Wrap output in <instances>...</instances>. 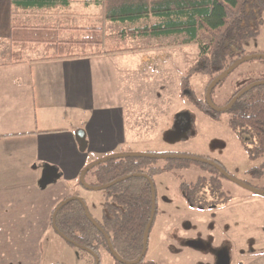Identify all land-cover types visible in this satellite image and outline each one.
<instances>
[{"label": "crops", "instance_id": "obj_1", "mask_svg": "<svg viewBox=\"0 0 264 264\" xmlns=\"http://www.w3.org/2000/svg\"><path fill=\"white\" fill-rule=\"evenodd\" d=\"M72 1L67 8L25 11L13 0H0V46L13 50V13L24 23L77 27L83 35L97 18L104 19L107 0ZM70 34L67 29L63 36ZM182 48L58 62L25 57L15 62L10 49L0 48V264H45L43 247L52 240L55 209L73 196L89 208L91 190L80 182L88 166L187 144L175 121L181 78L167 70L176 62L167 53ZM170 129L176 133L168 136ZM105 202L106 193L98 202L102 216L98 210L94 219H103Z\"/></svg>", "mask_w": 264, "mask_h": 264}, {"label": "trees", "instance_id": "obj_2", "mask_svg": "<svg viewBox=\"0 0 264 264\" xmlns=\"http://www.w3.org/2000/svg\"><path fill=\"white\" fill-rule=\"evenodd\" d=\"M72 3V0H13L16 9L25 11L34 8H67ZM102 17L107 22L123 24L138 23L150 18L158 20L153 25L123 31V39L180 36L184 37L181 44L168 47L197 46L200 49L199 60L181 80L182 96L216 122H221L222 116L227 114V123L247 151L249 159L257 161L264 157V85L250 90L225 113L213 111L206 101V95L204 100H198L191 90L193 76L200 74L209 77L210 85L216 77L245 57L243 42L258 36L264 24V0H107ZM67 29L71 32L69 37L63 36ZM67 29L56 23L27 25L19 19V14L13 13L11 43L15 51L11 53L10 58L18 62L26 52H36L39 49H43L45 53V57L41 59L44 62L87 59L136 51L122 48L105 51L108 37L103 27H90L84 30L85 35L81 34V29L77 27ZM258 81H264V73L258 74L257 78L235 91L223 106L244 88ZM246 135L256 141V144L252 141V150L249 149ZM79 142L80 148L84 150V139L81 138ZM154 160L156 159L149 157H128L96 166L85 177V181L88 177L94 179L93 182L86 181L92 187L106 186L125 177L131 178L106 190L101 221L93 218L85 201L79 196L65 199L54 211V214H57L54 231L71 245L88 252L94 264L97 262L95 255L101 260L102 251L105 250L111 256L114 254L107 236L115 254L120 257V261L116 260L115 264L138 261L143 252L145 230L152 212L150 180L154 182L155 177L162 173L188 169L194 163L188 160H173L174 163L164 168H154L151 166ZM212 161L226 171L222 164ZM199 164L217 176L196 186L182 183L180 188L187 203L196 205V194L209 185L220 196V204L226 205L228 199L221 191L220 179L226 177L211 165L201 162ZM249 174L263 175L264 164L251 169ZM134 175H145L149 179L143 176L133 177ZM158 217L157 204L151 232ZM91 219L100 227H96ZM140 264L154 263L144 260Z\"/></svg>", "mask_w": 264, "mask_h": 264}, {"label": "rangeland", "instance_id": "obj_3", "mask_svg": "<svg viewBox=\"0 0 264 264\" xmlns=\"http://www.w3.org/2000/svg\"><path fill=\"white\" fill-rule=\"evenodd\" d=\"M157 22V19L150 18L138 23L123 24L110 23L97 18V21L89 26L105 29L108 37L105 51L119 48L149 50L161 46L179 45L184 41V37L180 36L146 39L121 37L123 31L153 25ZM26 24L32 25L28 21ZM0 48L10 49L11 53L15 51L6 44ZM171 52L167 53V57L170 58L173 55L176 62L174 65H169L167 70L171 69L172 77H174L173 71L176 72V79L179 77L182 80L188 70L197 64L200 49L197 46H190ZM243 54L245 57L264 55V24L258 36L243 42ZM24 57L28 60L42 59L45 53L43 49H39L36 52H26ZM173 66L176 69H173ZM260 73H264V59L251 60L241 65L215 88L212 94L214 104L222 107L231 99L235 91L257 78ZM209 82V77L200 74L191 78V90L198 100L205 99ZM180 90L181 102L179 104L176 102L175 111H180L177 116L178 125L183 124L186 127L182 137L190 142L176 148L165 147L160 151L141 154L184 155L215 160L222 164L232 177L251 188L264 190V174L258 176L248 173L253 167L264 164V157L256 161L254 165L229 127L227 123L229 116L225 114L221 122L214 121L197 109L189 99L182 96L181 82ZM171 103V100H167L163 113L166 114V120L172 113L168 108ZM169 133L175 134L176 131L175 129L167 130L166 135L169 136ZM246 136L254 142L253 144H256L255 140ZM252 146L249 145L250 150ZM170 163L174 161L156 159L151 166L164 168ZM199 163L194 162L188 169L174 170L155 177L154 187L159 217L149 238L146 261L154 264H264V195L255 194L229 179L220 178L221 191L228 199L227 204L217 211L201 212L191 209L182 194L180 185L186 183L189 186H196L209 182V178L217 176ZM86 181L89 183L94 179L88 177ZM90 193L89 212L94 218L100 210L101 218L103 205L98 202L101 197L103 198L106 190ZM43 250L45 264H94L88 252L71 245L55 231L51 241L45 240ZM101 264H114L112 257L105 250L101 254Z\"/></svg>", "mask_w": 264, "mask_h": 264}, {"label": "water", "instance_id": "obj_4", "mask_svg": "<svg viewBox=\"0 0 264 264\" xmlns=\"http://www.w3.org/2000/svg\"><path fill=\"white\" fill-rule=\"evenodd\" d=\"M255 59H264V55H253V56H248V57H244V58H241L239 59L238 61H236L233 65H231L225 72H223L221 75H219L218 77H216L212 82L211 84L209 85L208 89H207V92H206V101L207 103L209 104V106L211 107V109L215 112H220V113H225L227 112L228 110H230L246 93H248L250 90L258 87V86H261V85H264V81H258V82H255L249 86H247L246 88H244L242 91H240L236 97H234L227 105L225 106H222V107H218L214 104L213 100H212V93H213V90L223 81L225 80L228 76H230L234 71H236L241 65H243L244 63H247L251 60H255ZM83 139V136L81 137V135H78V139L80 141V139ZM80 143V142H79ZM128 157H131V158H144V157H149V158H155V159H172V160H188V161H194V162H201V163H205V164H208V165H211L215 168H217L227 179L233 181L234 183L250 190L251 192L255 193V194H259V195H264V190H260V189H254V188H251L250 186L242 183L241 181L237 180L236 178L232 177L231 175H229L218 163L212 161V160H208V159H202V158H197V157H191V156H184V155H172V156H157V155H150V154H123V155H116V156H111V157H108V158H105L103 160H100L90 166H88L81 174V177H80V182H81V185L86 188V189H89L91 191H104V190H107L131 177H125L123 179H120L112 184H109V185H106V186H102V187H92L90 185H88L85 181V177L86 175L92 170L94 169L96 166L102 164V163H105V162H108L110 160H116V159H120V158H128ZM135 176H143V177H146L148 178L147 176L145 175H134L133 177ZM149 179V178H148ZM150 183H151V187H152V212H151V217H150V221L147 225V228L145 230V235H144V248H143V252H142V255L140 257V259L137 261V262H134V263H130V264H139L141 263L146 254H147V251H148V245H149V238H150V231H151V228H152V225L154 223V220H155V215H156V209H157V198H156V194H155V187H154V182L150 180ZM74 199H77V198H74ZM56 213L53 215V227L56 229ZM92 222L94 223V225L96 227H100L93 219H91ZM107 239H108V242H109V245H110V248H111V251L114 253V249H113V246H112V243H111V240L108 238L107 236ZM95 258H96V264H100V260L98 258L97 255H95Z\"/></svg>", "mask_w": 264, "mask_h": 264}, {"label": "flooded vegetation", "instance_id": "obj_5", "mask_svg": "<svg viewBox=\"0 0 264 264\" xmlns=\"http://www.w3.org/2000/svg\"><path fill=\"white\" fill-rule=\"evenodd\" d=\"M177 117L175 119L176 121V127H180L182 130H184L186 127L182 125H178V121H177ZM247 143L249 145H252V141L247 139ZM254 146H252L253 148ZM245 149V148H244ZM246 151V150H245ZM247 152V151H246ZM249 158V157H248ZM250 160V159H249ZM258 161V160H257ZM253 163H255L256 161H251ZM253 168H256V167H253ZM251 170V169H250ZM249 170V171H250ZM248 171V173H249ZM227 179V178H226ZM195 201H196V205H190L188 204L189 208L191 209H194V210H198V211H201V212H207V211H217V210H220L221 208H223L225 205H222L220 204V196L214 192L212 190V188L209 186V185H206L204 186L195 196ZM153 227V225H152ZM147 228V227H146ZM152 229V228H151ZM152 234V232L150 231V235ZM147 254H148V251H147ZM147 254L144 258V260H146L147 258ZM142 255V254H141ZM111 256V255H110ZM113 261H114V264L117 261H120V257L115 254V251H114V254L113 256H111ZM141 257V256H140ZM140 259V258H139ZM100 260V259H99ZM143 260V261H144ZM142 261V262H143ZM137 262V261H136ZM141 262V263H142ZM128 263V262H127ZM130 263H134V262H130ZM128 263V264H130ZM100 264H101V260H100ZM140 264V263H139Z\"/></svg>", "mask_w": 264, "mask_h": 264}]
</instances>
